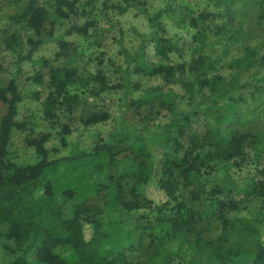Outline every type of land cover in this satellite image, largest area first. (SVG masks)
<instances>
[{
    "label": "trees",
    "instance_id": "16d2710c",
    "mask_svg": "<svg viewBox=\"0 0 264 264\" xmlns=\"http://www.w3.org/2000/svg\"><path fill=\"white\" fill-rule=\"evenodd\" d=\"M236 1L217 0V12L183 13L195 42L190 59L147 61L142 42L131 54L133 70L128 69L119 83H111L100 58L94 67L86 65L84 74L68 64L54 65L47 58L38 61L50 75L49 92L42 102L44 118L52 128L61 127L64 145L71 126L62 118L84 109L90 96L124 89L128 97L141 88L132 80L133 73L159 75L165 83L183 89L184 108L178 107V94L165 92L162 86L131 97L130 106L136 113L144 112L143 125L124 122L110 141L99 140L90 153L51 159L47 143L52 134L47 132L27 140L38 156L35 163L21 165L11 159L14 131L29 128L18 119L25 93L16 78L0 87V100L6 105L0 117V242L12 255L7 264H264L262 230L252 218L240 215L249 204L234 197L235 191L245 189L246 199L252 197L263 206L256 216L263 220L264 178L240 183L229 175L231 167H241L251 159L263 164L264 176V128L244 130L237 124L242 107L264 101V41L259 46L244 45L243 55L230 64L231 76L222 73L219 57L212 51L218 46L226 54L237 38L227 24L214 21L223 13L226 22L232 20ZM241 1L251 6L263 0ZM80 2L56 0L54 13L70 20L69 34L87 36L94 23H78ZM124 2L125 6H113L125 11L132 5L141 8L147 0ZM174 8L175 0H165L162 8L148 13L152 31L144 40L151 39L163 59L174 53L183 56L179 43L164 34L163 19ZM50 15L40 0H29L17 14L18 21L34 34L27 40V49L18 32L5 39L19 65L33 60L45 42L42 35ZM72 50V42L61 39L56 59L69 57ZM246 72L253 78L242 81ZM33 79L41 82L42 76ZM164 109L169 121L152 125ZM110 118L108 111L95 110L81 120L89 127ZM30 132L33 135L34 129ZM156 144L164 147L158 185L168 200L161 203L145 192L157 166ZM62 168L63 175H59ZM91 196H99V203L88 204ZM70 201H75L72 209L67 208ZM119 218L133 224L118 233L114 228L122 229ZM132 253H138L135 259L130 258Z\"/></svg>",
    "mask_w": 264,
    "mask_h": 264
},
{
    "label": "rangeland",
    "instance_id": "374dc122",
    "mask_svg": "<svg viewBox=\"0 0 264 264\" xmlns=\"http://www.w3.org/2000/svg\"><path fill=\"white\" fill-rule=\"evenodd\" d=\"M28 1L0 0V87H5L12 78H16L20 91L25 93V99L19 105L18 119L21 122H26L29 128L27 131L15 130L10 144L11 159L21 165L35 163L38 160L35 150L27 143V140L30 137L40 136L42 133L50 132L52 134L47 147L50 150L51 159H57L71 157L77 152L90 153L99 140L102 142L110 141L112 135L121 130L124 122L127 125L138 123L142 126L144 112L142 115L136 113V110L130 106L129 100L131 97L140 96L149 87L162 86L165 92L173 90L179 96L178 107L184 108L186 106V98H182L184 92L179 84H167L159 75L148 76L133 73L132 80L139 82L141 88L128 97L124 94V89L104 93L98 97L90 96L88 98L89 104L85 105L84 109L79 108L71 117L62 118L63 123L67 122L71 126V134L67 136V144L64 145L60 140L59 131L61 127L52 128L44 118L42 102L49 92L50 75L46 68L38 64L39 60L47 58L54 65L68 64L76 67L80 74H84L87 73L86 65L94 67L97 65V59L100 58L104 61L102 68L111 83H119L124 79L128 69V71L133 70L135 61L132 60L131 54L140 47L142 42L145 45V59L147 61L178 63L184 59H190L193 55L191 49L195 42L192 37V28L187 27L186 19H182V16H185L183 13L199 15L203 11L217 12L220 10L217 6V0H175L176 8L169 17L163 19L162 23L166 28L164 34L179 43L183 50V56L174 53L171 54L170 59H163L156 54L154 42L151 39L144 40V37L152 31L148 13L153 14L157 9L162 8L165 0H147L146 3L140 4L141 8L132 5L125 11L113 6L114 4L125 6L124 0H96L93 4L88 5L86 4L88 0H81L79 4L81 7H78V23L82 25L89 21L94 23L87 36L68 33L71 22L65 17L56 16L54 13V9L57 8L56 0H40V3L45 4L51 13L45 22L42 35L46 40L34 53L33 60L22 62L19 65L16 55L6 47L5 39L12 32H18L27 49V40L29 37H34V34L27 30L16 16L22 12ZM260 4L264 6V0L257 4L253 3L251 6L237 0L231 9L232 20L226 22L224 13L222 15L217 14L214 19L217 24H227L231 28L230 33L237 36L226 54H222V50L218 46L212 50L214 57H219L222 73L227 76L232 75L233 68L230 66L232 60L243 55L244 45L259 46L264 41V9H261ZM61 39L71 41L73 50L69 57L56 59L58 43ZM261 52L264 53V50ZM37 74H41V82L33 79ZM252 78V75L246 72L242 81ZM95 110L108 111L111 118L93 126H85L81 117H85L90 111ZM156 110L157 108H155ZM5 113L6 105L0 100V117ZM169 119V113L164 109L161 110L157 120L152 121L151 124H165ZM237 124L241 125L244 130H263L264 101L253 106L242 107L240 123ZM32 129H34L33 135L30 132ZM154 148L157 166H154L153 180L145 187V192L148 198L153 199L156 203H161L168 200V196L158 185L161 171L159 161L163 157L164 147L161 144H156ZM248 153L253 155L251 149H248ZM262 165V163L252 162L250 159L241 167H231L229 175L240 183H246L252 178L262 179L264 178L261 173ZM62 170L63 168L59 175H63ZM245 191V189H241L234 193L235 198H242L249 204V209L244 210L240 215L252 218L264 236V219L261 220L256 217L263 206L252 197L246 199ZM99 201V196H91L87 203L98 204ZM74 202H68L67 208L72 209L71 204ZM143 211H147V209ZM116 216L114 215V218ZM125 219L127 218H119L118 223L121 222L119 227L122 229L114 228L118 233L130 228V225L133 224L132 220L127 222ZM132 219L134 220V218ZM8 251L5 245L0 242V264H7L11 260L12 255ZM66 253L67 251L63 252V254ZM137 254L132 253L130 258L135 259Z\"/></svg>",
    "mask_w": 264,
    "mask_h": 264
}]
</instances>
